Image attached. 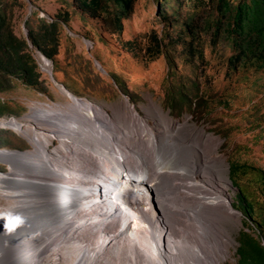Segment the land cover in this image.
<instances>
[{
  "label": "bare ground",
  "instance_id": "obj_1",
  "mask_svg": "<svg viewBox=\"0 0 264 264\" xmlns=\"http://www.w3.org/2000/svg\"><path fill=\"white\" fill-rule=\"evenodd\" d=\"M42 63L49 74L50 64L46 60ZM70 99L69 107L40 104L24 121L0 123V128L26 138L33 149L24 153L0 150V163H6L10 170L0 173V199L6 196L11 202L0 211V264H39L45 247L54 244L71 249L66 254L68 264H136L141 254L143 264H219L224 258L219 208L228 207V202L219 186H214L217 180L206 172L211 171L209 164L193 154L196 143L180 139L183 126L170 129L163 124L155 130L133 112L122 126L115 115L116 126L101 108ZM53 135L60 147L51 152L48 144ZM23 172L42 176L45 192H36L30 179L27 187H19ZM177 180L180 183L174 184ZM108 186L123 193L111 200L124 214L123 220L121 214L115 217L116 210L108 212L101 203L91 210L103 216L94 224L87 227L84 223L88 219L81 217L66 222V230L57 238L42 236V212L50 216L49 208L63 198L70 204L67 217H74V202L91 197L90 203L84 204L90 209L98 204L96 192L99 197L102 189L108 192ZM172 187H180L179 194L185 195L182 200L176 197L175 206L163 192ZM57 188L59 193L54 190ZM66 189L78 191L76 197H68ZM35 195L45 198L44 206L38 201L32 204ZM111 195L109 191V198ZM150 209L158 212L155 218L149 215ZM161 223L164 231L158 228ZM94 234L105 236L107 243L93 244L90 237ZM161 239L166 253L158 247ZM70 241L75 248L69 247Z\"/></svg>",
  "mask_w": 264,
  "mask_h": 264
},
{
  "label": "rangeland",
  "instance_id": "obj_2",
  "mask_svg": "<svg viewBox=\"0 0 264 264\" xmlns=\"http://www.w3.org/2000/svg\"><path fill=\"white\" fill-rule=\"evenodd\" d=\"M1 2L6 20L18 38L26 36L27 22L35 28L37 21L49 20L62 10L69 13L70 21L69 27L61 29L56 63L45 58L50 64L51 76L42 68V55L31 50L38 88L13 80L10 90L0 91V106H5L8 111L0 115V120L20 122L40 104L63 109L69 107L70 98L75 97L101 108L116 126L115 115L122 126L130 120L132 112L155 130L163 124L170 129L182 125L180 139L196 143L193 154L209 164L211 171L206 172L217 180L214 186H219L221 195L228 202V207L219 208L218 229L224 253L219 264H237L240 232L255 234L247 228V219L238 209L239 190L229 179V162L252 165L264 174V73L239 75L228 70L232 54L230 46L225 41L215 43L203 29L204 22L212 14L210 5L202 6L200 15L194 20L195 31L201 38V44L197 43V46L202 47L204 59L193 61L183 45H178L177 34H180V24L195 16L192 6H196L198 0H192L189 5H182L185 0L170 2L181 22L173 30L163 29L165 22L157 18L154 0H137L133 16L123 23L122 34L107 36L105 41L100 38L97 23L81 20L79 13L61 0ZM152 31L163 38L162 48L167 56L147 61L145 48H149L148 54L156 51L145 37ZM49 141V151L59 149L60 143L56 139ZM2 149L25 152L31 151L32 147L26 138L15 132L0 130ZM0 172H5V168L0 166ZM242 186L256 201L264 200V193L255 185L246 181ZM154 188L152 186V192ZM175 188L163 191L171 198L173 206L177 205L173 203L177 196L178 200L185 197L179 194L180 187ZM5 205L0 202L1 208ZM148 213L153 218L158 215L151 209ZM158 228L164 231V223L158 224ZM158 247L165 252L164 240L161 239ZM44 264L48 263L45 261ZM136 264H143L142 254L136 257Z\"/></svg>",
  "mask_w": 264,
  "mask_h": 264
},
{
  "label": "trees",
  "instance_id": "obj_3",
  "mask_svg": "<svg viewBox=\"0 0 264 264\" xmlns=\"http://www.w3.org/2000/svg\"><path fill=\"white\" fill-rule=\"evenodd\" d=\"M64 5L72 7L79 13L81 20H90L100 27V38L105 41L107 36H120L124 21L129 20L135 10L137 0H61ZM157 7V18L165 22L163 29L173 30L178 22V14L170 2L179 0H154ZM197 1V0H195ZM192 6L195 13L189 22L180 24V34L177 38L187 56L193 61L203 60V49L198 48L201 38L195 31V17L200 15L201 7L210 5L211 15L204 22L203 29L209 33L215 43L225 41L232 54L228 60V70L233 73L248 74V72L264 73V0H198ZM192 0L181 2L189 5ZM176 6V5H175ZM195 20V21H194ZM70 15L66 10L58 12L49 20L37 21L33 28L26 23L27 33L24 38L14 35L6 20L5 7L0 0V91L11 89V82L16 80L24 86L38 88V74L31 55V50L37 51L44 58L56 63L60 46V32L63 27H69ZM148 43L156 51L144 55L147 61H153L161 55L167 56L162 48L163 38L155 31L145 36ZM130 45L132 44L129 43ZM142 50V49H140ZM147 52V53H146ZM191 63H193L191 61ZM7 111L0 106V115ZM229 179L238 188L240 205L238 209L247 219V228L253 234L241 231L236 250L237 264H264V200L256 201L242 186L248 181L264 193V174L258 168L238 161L229 162Z\"/></svg>",
  "mask_w": 264,
  "mask_h": 264
},
{
  "label": "built area",
  "instance_id": "obj_4",
  "mask_svg": "<svg viewBox=\"0 0 264 264\" xmlns=\"http://www.w3.org/2000/svg\"><path fill=\"white\" fill-rule=\"evenodd\" d=\"M11 120H13V119L0 120V123L9 122ZM0 127H2V125ZM0 129H4V128H0ZM54 136H56V135L51 136L52 137L51 140L55 139ZM48 149H49V144H48ZM10 152L24 153V152H20L17 150L10 151ZM25 152H28V151H25ZM0 173H2V174L10 173L9 167H6L5 172H0ZM75 174H77V173H75ZM29 179L35 182V191L36 192H40V191H43V193L45 192V183L42 179V176L37 177V174H31L30 172H23V180L18 182V186L19 187H27ZM83 183L89 184L86 182H83ZM108 188H109L108 192L106 191V189H102L100 191L101 193H100L99 197H98V193H97L98 191L96 192L95 200L96 201L98 200V204H95L93 206L91 205L92 207L90 209L86 210L85 208H88V207H85V205L87 203H90L91 197H89L88 199L81 200L83 203L82 202L81 203L80 202L79 203L74 202V203H76V208H74L75 209L74 212H76V215L74 217H70L71 215L69 217H67L68 210L70 209V204H66L64 202L63 198L60 199L51 208H49L50 216H47L48 214L46 215V213L42 212L41 213L42 218L40 221V229H42V232H44V235H42V236L43 237H49V240H51L52 238H57V236L60 235V233L62 232L61 230H63V229L66 230V228H65L66 222L70 223V222L74 221L75 219L79 220L81 217L88 219V221L84 223L85 225H87V227L90 226V224L92 222L94 224L95 222H97L98 219L103 218V216L99 213L95 214V213L91 212V210L94 209V207L96 205H100L101 203L106 206L108 212L113 213L114 210H116L115 217L118 214H121L120 220H123L124 214H122L120 210L115 209L113 206V203L111 201L112 198L122 197L123 193H121V192L116 193V190H112V188H113L112 186H108ZM54 190L56 191V193L60 192L59 188L54 189ZM16 191H18V189ZM109 191L112 192L111 198H109ZM65 192H66V194H69L68 197L75 198L78 191L72 192V191H69L68 189H66ZM20 195L21 194L19 193V196ZM37 201L39 203H41L42 206L45 205V198L44 197L35 195L34 200L32 201V204L36 203ZM0 202H4L6 204L5 206H7V207L4 206L3 208L0 207V211L3 209H7L8 206L11 204V202L8 200V198L6 196H3V199H0ZM65 208H67V209H65ZM127 212H131V211H127ZM108 234L112 235V232H108ZM90 238H91L93 244L101 245L103 242L105 244L107 243L105 236H99L98 234H94ZM69 247L70 248L76 247V245L74 244V241L69 242ZM70 250L71 249L66 248L64 245H58V244L49 245V246L45 247L44 252H43V256H42L39 264H44L45 261L48 264H68V263H70V260L66 257V254Z\"/></svg>",
  "mask_w": 264,
  "mask_h": 264
},
{
  "label": "clouds",
  "instance_id": "obj_5",
  "mask_svg": "<svg viewBox=\"0 0 264 264\" xmlns=\"http://www.w3.org/2000/svg\"><path fill=\"white\" fill-rule=\"evenodd\" d=\"M41 58H42V56H41ZM0 130H9V129H0ZM2 150L3 151H9V152L11 151V150H6V149H2ZM0 166L3 167V168H5V170H6V167H9L6 163L4 165L0 163ZM5 207H7V206H5Z\"/></svg>",
  "mask_w": 264,
  "mask_h": 264
},
{
  "label": "water",
  "instance_id": "obj_6",
  "mask_svg": "<svg viewBox=\"0 0 264 264\" xmlns=\"http://www.w3.org/2000/svg\"><path fill=\"white\" fill-rule=\"evenodd\" d=\"M42 59H43V60H46L43 56H42ZM46 61H47V60H46ZM49 74H50V76H51V72H50ZM62 88H63V87H62Z\"/></svg>",
  "mask_w": 264,
  "mask_h": 264
}]
</instances>
